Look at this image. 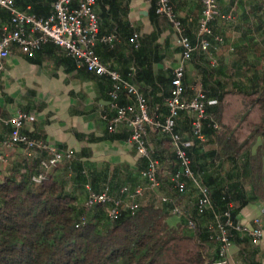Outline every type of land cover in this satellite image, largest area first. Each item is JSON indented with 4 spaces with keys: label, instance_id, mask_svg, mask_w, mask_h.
I'll list each match as a JSON object with an SVG mask.
<instances>
[{
    "label": "crops",
    "instance_id": "obj_1",
    "mask_svg": "<svg viewBox=\"0 0 264 264\" xmlns=\"http://www.w3.org/2000/svg\"><path fill=\"white\" fill-rule=\"evenodd\" d=\"M55 1L16 0V5L22 11L48 18L54 14ZM217 1L221 16L212 26L224 41L215 44L209 52L196 51L187 64L185 83L189 98L195 96L196 87H204V69H215L206 82L212 92L222 82L231 90L235 84L243 88L246 81L251 83V77L264 76V0ZM171 3L184 22L186 34L194 44L198 43L202 0H171ZM95 10L99 16L100 35L115 36L111 42H98L97 54L124 77L135 74V84L146 96L152 110L163 107L171 90L170 82L179 64L181 49L179 36L172 25L156 14V1L97 0ZM11 27L9 11L0 7V35ZM135 35L138 38L134 43ZM111 89L109 77L78 66L75 59L52 42L44 44L33 56L14 45L0 73V141L11 130L5 120L25 112L30 118L24 132L44 140L51 147L74 150V158L83 165L87 180L95 179L96 188L100 189L108 180H121L122 187L145 186L146 181L140 173L146 162L130 141V130L125 126L116 132L108 130L109 120L116 113L110 97ZM130 102L125 96L118 101L121 105ZM186 127L182 119L179 120V128H185L182 135L192 140ZM149 140L155 150L162 146L165 138L151 130ZM210 150L211 147L205 144L199 154L207 157ZM42 155L36 150L29 157L24 147L5 148L3 160H0V175L23 162H37ZM207 166L210 171L214 170ZM62 170L61 164L52 173L58 175ZM163 171L164 175L169 172L167 168ZM70 187L79 203H84L90 185L81 184L78 188L70 183ZM160 193L168 196L170 191L168 188L167 192L158 193L146 190L139 201L162 205ZM195 200L188 192L177 201L191 211ZM263 211V202L251 203L239 212L237 219L251 224ZM246 258L264 264V236L256 241L233 243L230 264H248Z\"/></svg>",
    "mask_w": 264,
    "mask_h": 264
},
{
    "label": "trees",
    "instance_id": "obj_2",
    "mask_svg": "<svg viewBox=\"0 0 264 264\" xmlns=\"http://www.w3.org/2000/svg\"><path fill=\"white\" fill-rule=\"evenodd\" d=\"M212 72L214 68L203 70L202 87L208 98L203 120L206 141L194 136L193 117L188 112L182 111L177 117L176 130L181 133L185 129L179 128L182 119L193 140L188 148L192 168L209 188L213 209L199 213L195 202L194 209H186L181 223L173 228L166 222L173 214L171 203L140 201L138 209H124L113 220L109 205L88 208V195L84 203H79L70 183L78 188L88 184V192L109 187L111 194L118 197L123 181L108 180L98 189L95 179L88 181L83 165L74 158L46 171L42 183L36 184L31 178L42 172L40 161L48 154L40 151L43 155L37 162H23L0 175V264H213L219 258L220 246L212 238L215 215L231 209L237 222L243 208L264 203V76L251 77V83L246 81L243 88L235 84L231 90L222 82L212 92L206 83ZM128 78L135 83V74ZM172 79L173 76L170 88ZM184 84L187 89L185 78ZM170 94L171 90L167 98ZM167 112L166 102L157 109L161 120ZM163 137L162 146L155 148V157L161 161V191L167 192L168 188V196L176 201L188 192L195 199L197 190L192 182H187L185 194L179 193L171 182L179 165L170 139ZM205 144L211 147L207 157L199 154ZM61 164V174H53ZM207 165L214 170L210 171ZM189 220L194 222V229L189 228ZM248 240L253 239L232 231L233 243ZM247 260L248 264H260Z\"/></svg>",
    "mask_w": 264,
    "mask_h": 264
},
{
    "label": "built area",
    "instance_id": "obj_3",
    "mask_svg": "<svg viewBox=\"0 0 264 264\" xmlns=\"http://www.w3.org/2000/svg\"><path fill=\"white\" fill-rule=\"evenodd\" d=\"M156 12L167 18L174 31L179 36L181 57L179 64L173 71L171 94L166 100L168 112L161 120L156 110H152L146 96L140 88L128 77H124L117 69L105 64L96 52L98 42H111L115 36L100 35L99 16L95 10L97 0H56L54 14L48 18H40L35 14L20 10L16 0H0V7L9 11L11 15V28H6L0 35V73L4 69L5 61L12 54L14 45L28 56L44 44L52 42L62 48L65 53L75 59L78 66L85 67L96 75L107 76L112 81L110 97L115 116L109 120L108 130L116 132L121 126L130 130V141L135 145L138 154L145 160L146 166L141 170V177L146 181L145 186H123L120 196L111 194L106 187L101 192L90 191L86 205L92 208L95 205H109V216L117 219L124 209L135 211L140 206V198L146 190L154 193L161 191L162 182L159 177L161 161L155 157V150L150 144L149 133L155 130L170 139L172 150L178 162V169L172 173L171 182L181 194L188 190L187 182H192L197 190L195 197L199 213L213 209L210 190L205 186L192 168V159L188 148L193 140L184 137L176 130V119L182 111L193 117L192 131L194 136L205 140L203 134V120L206 118L207 94L202 86L196 87V94L189 98L184 84L187 64L192 60L196 51L209 52L215 44H222L224 39L214 32L212 23L221 16L217 0H202V15L198 23V43L194 44L186 34L181 16L176 12L171 0H155ZM138 35L132 39L136 41ZM121 96L127 97L130 102L126 105L118 103ZM29 114L19 112L16 116L5 120L11 127L7 137L0 141V160H3L4 149L11 147H24L27 156L31 157L34 151H47L42 158L40 166L42 172L32 176V182L39 184L45 179V172L56 167L65 160H73L74 150H61L49 146L44 140L31 137L24 132ZM218 128L217 124H214ZM163 202L171 203L173 214L183 217L186 209L178 204L173 197L160 193ZM189 228L194 229L192 220L188 221ZM213 240L219 243V258L213 264H230L232 231L244 233L253 240L264 236V211L256 217L251 224L235 221L231 209L222 215H215V225L211 227Z\"/></svg>",
    "mask_w": 264,
    "mask_h": 264
},
{
    "label": "rangeland",
    "instance_id": "obj_4",
    "mask_svg": "<svg viewBox=\"0 0 264 264\" xmlns=\"http://www.w3.org/2000/svg\"><path fill=\"white\" fill-rule=\"evenodd\" d=\"M167 224L170 226V227H175L179 224L180 222V217L176 214H172L170 215L167 220H166Z\"/></svg>",
    "mask_w": 264,
    "mask_h": 264
}]
</instances>
